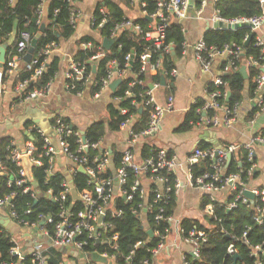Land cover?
<instances>
[{
    "label": "trees",
    "instance_id": "1",
    "mask_svg": "<svg viewBox=\"0 0 264 264\" xmlns=\"http://www.w3.org/2000/svg\"><path fill=\"white\" fill-rule=\"evenodd\" d=\"M44 0H0V44H6L10 40L13 33L15 38L9 45L6 51V61L0 68L3 77V83L12 79L13 88L23 81L28 80L27 87L17 94L16 101L25 100L34 90H44L50 85L52 80L60 69L61 56L54 54L47 57L43 54L44 50L51 42L60 45L62 41L70 39L75 33V29L71 24L72 12L78 8V4L84 0H48L45 16L38 14V7ZM126 3H131V0H125ZM145 3L141 10L152 14L157 9L156 0H141ZM200 0H195L196 7H200ZM220 15L226 19L237 18H253L263 14L264 7L260 0H217L214 5ZM101 8H104V13H101ZM95 24L105 19L106 22L100 28V38H110L111 31L115 25L129 19L123 7L114 0H101L97 3L94 9ZM135 24H140L145 30H148L149 22L144 17L133 19ZM45 23V31L38 40V44L34 53V58L39 59L41 64L47 58L45 70L41 75L32 79L35 68L28 69L26 64L20 65L16 75L7 73L10 68L9 62L17 54L16 41L22 31H29L34 38L40 30L41 25ZM206 44L209 47L223 48L226 44H236L241 49L240 60L238 61V69L221 75L224 81L228 83V90L231 92L229 101H226L228 107L233 110L236 105L241 104L247 94L254 97L256 83L254 81L260 69L253 65H248V79L240 72V68L247 64L249 58L253 57L256 60L263 62L261 58L262 46L257 45V33L250 26L241 27L238 29H209L203 35ZM249 41L247 42V40ZM166 41L172 42L174 46V54L170 52L166 55L160 51H155L151 57V61L163 57V67L158 74L147 75L140 73L142 61L141 54L147 46L153 45V42L145 39L142 34H136L130 29H124L117 37V41L112 45L111 49L106 51L105 56L99 61L95 71V84L91 86V93L96 94L101 90V79H103L109 69L110 62H116L119 69L125 67L127 63V55L135 52L136 56L132 60L127 75L122 79V83L112 93V98H121L119 102L110 103L108 106L109 118L106 121H98L93 123L86 130V139L89 143L98 142L106 133L107 130H120L124 122L134 115L138 116V120L133 123L132 130L134 133L141 134L148 126L150 119L151 107H146L143 102L146 100V91H150V84L161 82L162 73L166 77H170L169 73L175 69V59L182 56L183 45L186 42L185 31L181 23L172 21L167 29ZM78 44L92 42L94 45H99L100 41L94 36H83L78 41ZM121 46V47H120ZM93 53L79 47L75 59L85 66L88 71H92L90 58ZM38 64V65H40ZM225 65H222L223 68ZM143 80L144 84L135 83ZM75 89L72 91L84 90L86 85L82 81L74 83ZM248 87V88H247ZM247 88V89H246ZM127 90L131 91L127 95ZM199 103L193 104L186 113L183 122L178 126L177 131H187L192 129L199 121L200 116L196 114V108ZM140 107L142 110L140 111ZM127 110L123 113L122 110ZM256 110H253L248 117L252 119ZM62 121L69 126H72L70 121L62 117ZM55 118L52 124H55ZM74 130H77L74 127ZM264 137V128L259 133ZM70 149L75 150L78 147L77 138L73 135L67 136ZM32 143L36 151L35 156L42 155V165H32L31 177L33 180L25 185H17V179L20 176V166L14 160L12 150L14 149V141L10 136L0 138V161L3 163L5 170L0 173V198H3L12 193V205L19 216L27 220L29 223L39 224L45 217H54L55 221L59 220L60 203L55 200L63 190V182L66 181L61 172H49L50 164L48 157L44 152V138L37 131H33ZM212 147L211 144H201L199 148L207 149ZM159 149L154 145L145 144L140 150L142 160L148 158H156ZM80 157L85 156L88 159L87 167H93L98 172L100 179L116 178V175L111 169L98 171L97 165L101 160V154L98 149L89 148L79 154ZM168 156L172 157L173 153L168 151ZM97 158V159H96ZM123 153L115 152L113 154V163L117 168L121 164ZM97 160V161H96ZM241 161V166L239 164ZM255 160L248 159V151L244 150L240 155L233 156L229 166L224 169L221 179L224 180L228 176L239 173L243 183H249V178L255 175L254 170L251 174L249 169L254 164ZM214 162L210 158L199 159L198 162L191 163L190 169L194 177L203 175L206 172H213ZM127 179L125 184L121 186V190L125 193L118 194L114 197L112 207L116 211V215H110L106 218L113 224L114 229L111 233L118 234L117 250H112L110 244L100 241H90L84 250L86 252H98L100 254H114L117 264H144L145 261L152 262L154 257L152 249L156 248L159 243L165 241L169 231L170 224L167 220L157 222L155 216L163 209L165 217L172 216L176 207V175L173 172L165 170L157 171L156 174L163 175L167 178L164 184V192L161 197L157 195L160 191L153 183L150 186L147 200L140 197L138 191H133L132 186L137 179V173L130 168H126ZM152 175L149 171L147 176ZM13 177L11 185H8V180ZM74 186L77 192L81 193L85 190L92 191L94 184L91 183L90 177L86 173L77 170L73 178ZM30 185L32 189L25 193L24 188ZM170 188V190H168ZM242 188L238 185V189L232 192V196L228 201H232L237 192ZM52 192L50 196L49 192ZM132 198L129 199L128 197ZM147 202L152 205V209L144 213L140 204ZM68 204L73 203L75 209H85V205L79 199H73L71 194L68 196ZM208 203L207 199L204 205ZM214 213L207 217L208 225H204L201 221L193 219H184L182 222L185 234L190 230H204L206 233V241L202 244L200 257L193 258L187 253V259L190 264H233V256L229 253L230 245H234L241 258L236 264H264V254H259L255 257L252 254V246L259 244L264 248V224L258 225L255 219L256 210L245 204L239 203L236 208L228 210L225 204L221 205L218 202H212ZM261 204V203H260ZM30 210V213H27ZM44 228L48 229L50 234H54V223L44 224ZM154 231V236L150 238L148 230ZM226 230L227 233L223 232ZM159 232V234L157 233ZM246 232V237L250 244L243 242L242 238ZM232 237V238H230ZM138 243H141L137 246ZM16 244L13 241L11 233L0 225V263L18 264L19 259L12 254L11 249ZM45 254L48 255V264H65V261L74 256V253L61 250L59 247L49 246ZM131 255V259L126 260ZM20 264H36L31 256L20 261Z\"/></svg>",
    "mask_w": 264,
    "mask_h": 264
},
{
    "label": "built area",
    "instance_id": "2",
    "mask_svg": "<svg viewBox=\"0 0 264 264\" xmlns=\"http://www.w3.org/2000/svg\"><path fill=\"white\" fill-rule=\"evenodd\" d=\"M14 1V0H13ZM69 2H75L74 0H68ZM192 1L195 0H156L157 9L152 14H147V12L142 11L141 17H151L152 20L149 21L148 30H145L140 24H135L133 19H127L120 24L115 25L113 30L111 31L110 39L117 38L118 35L125 29H130L134 31L136 34H142L143 37L151 42L153 45L147 46L140 58L142 61V66L140 73H143L148 76L150 73H158L162 70L163 67V57L151 61V57L155 51H160L162 54L166 55L170 52L174 51V46L172 42L166 41L167 29L169 25L175 19H183L186 18L189 12V8L192 4ZM200 7L197 8L198 12H202L208 0H200ZM217 0H213V4ZM138 2L140 4V8L145 6V3L141 2V0H131V3ZM262 6L264 7V0H260ZM46 0H44L38 7V14L40 16L44 15ZM101 13H104V8H101ZM83 16V11L78 7L72 12L71 15V24L76 30L79 26L80 20ZM106 22L105 19H102L98 25L95 24L94 14L92 13L89 17V26L94 31H97L99 34L100 28ZM211 25L209 29H224L223 26L234 24V23H248L252 26V29L257 32V30L264 24V12L262 15L253 17V18H237V19H226L223 18L219 11L214 7V15L210 18ZM100 35V34H99ZM32 34L25 30L22 31L19 35V39L16 41L17 54L11 58L9 62L10 68L7 73L10 75H16L18 71L17 61L23 59L24 54L26 53L30 42L32 40ZM100 44L94 45L92 42H86L80 44L79 47L90 50L93 55L90 58V62L96 61L97 65L99 61L105 56L107 49L104 48L102 42L103 39L99 38ZM2 45V44H0ZM194 56L197 62L199 63L203 72L209 73L211 71L212 64L217 57H222L223 61L222 65H225L222 68L223 73L231 72L233 70H237L238 61L240 60L241 49L235 43L231 45H225L223 48L217 47H209L204 40V37H200L193 44ZM257 45L262 46V59L263 62L254 59L253 57L249 58L246 64V69L248 73V65H253L260 69V72L255 77L254 81L256 83L255 89V104L258 106V113L264 112V40L257 33ZM121 47V46H120ZM58 48V44L55 42H51L47 48L44 50L43 54L47 57L51 56L53 52ZM188 49V43L185 42L183 45L182 55L186 54ZM136 53H129L126 57L127 63L125 67L119 69V66L116 62L109 63V69L107 75L101 79V90L95 95L98 96L99 93L104 89H110V84L116 80L117 78L123 79L130 68L132 60L135 58ZM48 58L39 63L38 58H32L30 62L26 63L28 69L35 68V72L32 76V79H35L39 75L43 73L45 70L46 62ZM40 64V65H38ZM96 65V69H97ZM93 71H88L85 66L81 65L75 57L69 59V65L65 72V83L66 87L69 90H74L75 85L69 84L74 83L76 81H82L86 86L91 87L95 84ZM170 76L174 77L176 75V68L173 69L170 73ZM3 73L0 69V93L3 88L2 81ZM135 83L144 84L143 80H139ZM28 85V80L18 83L14 90L17 94H20ZM154 86H159L160 83H153ZM49 86L44 90H34L32 91L26 99H30L32 97H43L48 92ZM127 95L131 94L130 90H127ZM228 94V83L223 80L220 76H215L212 78L211 83L207 89V98L203 99L199 103L196 108V114L200 116L199 121L195 124L198 127H207V128H218L221 126L228 127L232 125L236 120V111L239 108L240 104L236 105V107L231 110L225 103ZM146 100L143 102V105L146 107H151V115L148 122L147 128L141 133V135H151L157 132L160 128L161 119L164 117L166 113H170L174 111V99L170 97L166 106L161 107L155 103V99L151 94V91H146ZM121 98H115V101L119 102ZM123 113H126L127 110L123 109ZM222 115V116H221ZM132 118V117H131ZM131 118L127 119L124 125L130 123ZM55 124L53 125L54 131L56 133V140L54 141L49 135H47L41 128L36 125L32 126L33 131H37L44 138V154L48 157V162L50 164L49 172H53L54 159L57 155H64L67 159H69L74 165H76L72 172L75 175L77 170L81 166L84 167L86 174L90 177L91 183L94 184V189L92 191L85 190L79 193V200L83 202L85 205V209H75L73 207V203L68 204V196L71 193V185L65 181L63 182V190L59 196L55 197V200L60 203V211H59V220L55 221L54 217L48 216L43 220L45 223H54V234L50 235L49 231L43 228L44 234L51 239V245L55 247H59L60 249H65V251H69L70 253H83L87 254L84 250L85 246L89 244L90 241H100L107 244H110L112 250H117L118 245L116 241L118 240L117 233H111L114 229V226L111 222L106 221V218L110 215H116V211L112 208V202L114 199V191H113V180L112 179H100L98 178V172L93 167H87L88 159L85 156L80 157L83 151H87L89 148L97 149L99 147L100 142L89 143L87 139L83 140L82 134L78 130H74L72 126L65 124L62 121L61 116L55 117ZM73 135L77 138L78 147L75 150L70 149L69 142L67 141V136ZM130 147L125 152L121 164L117 168L116 178L118 181V186L122 193L125 191L121 190V186L125 184L127 179L126 168H132L135 173H137V179L135 180L132 190L138 191L140 197L144 200L148 198V190H146L141 184L140 177L141 175H146L149 171L152 172L150 175V179L154 182L158 183H166L167 178L163 175L156 174L157 171L165 170L167 172L175 173L178 163L174 156L169 157L168 151L164 148L159 149L156 158H148L141 162L136 161L134 150V144L138 138V133H134V131L130 130ZM256 144H261L264 146V137L260 134L254 135L248 143H232L229 144L225 150L221 149L217 151L214 147H210L207 149L197 148L192 155L189 157V162L199 159L210 158L212 160L217 161L213 166V172H206L201 176L194 177L191 169L189 168L188 176L190 184L194 187H200L204 189L206 192L210 194V198L212 202H215V193L221 190L224 187H230L232 191H236L238 189V185H241L242 188L237 192L232 201L226 205L229 209L236 208L239 203L245 204L247 206H251L256 210L255 219L258 225L264 224V189L262 188H250L247 183H243L241 180V176L239 173L232 174L225 178L221 179L223 172V168L225 167L228 154H232L233 156H237L238 152L241 149H245L248 151V159L253 161L255 152L254 146ZM15 147L12 150L14 155V160L21 167L20 168V178L17 179V185H25L29 182V180H33L31 174L25 169L23 164V159L27 158L32 165L41 166L43 161L41 156H35L34 152L36 151L34 144L31 142L27 143L24 147H19L14 143ZM97 159V158H96ZM97 161V160H96ZM109 162L108 155L105 154L101 157L100 162L97 165L98 171L106 170L107 163ZM5 170L3 163L0 161V173ZM254 170V165L249 169L248 173L251 174ZM177 179V178H176ZM13 181V177L11 176L8 180V185H11ZM232 181V182H231ZM175 189L177 190L180 187V182L176 180ZM32 189L30 185H26L24 188V192L27 193ZM170 190V188L168 189ZM250 190L254 194V198L250 200L245 195V191ZM50 196L51 191L49 192ZM14 193L7 195L3 198H0V207H9L10 214L12 218L16 221V223L21 226H36L39 225L37 223H29L27 220L22 219L19 214L14 209L12 205V196ZM158 196L161 197V193H157ZM129 199L132 197L129 196ZM261 203V204H260ZM213 205V204H212ZM210 214L207 216H211L214 213V206L210 205ZM140 208H143V211L146 213L147 211L152 209V205L147 202L140 204ZM27 213H30V210H27ZM102 221L99 222L100 217ZM171 216L165 217L164 210L161 209L158 214L155 216L157 222L162 220H167L171 222ZM42 221V220H41ZM223 232L227 233L226 230ZM159 234V232H157ZM185 234V232H183ZM243 242L246 244H250V241L246 237V232L242 238ZM206 241V233L204 230H196L192 229L185 235V242L188 243L191 247L190 252H186L183 255L182 264H190L187 259V253L190 254L193 258H199L202 244ZM141 243H138L140 245ZM164 248V241L159 243L158 246L152 249L153 257H156L158 253ZM46 249V248H45ZM45 249L42 246H38L35 248L30 254H26L21 250L20 247L15 246L11 249L12 254L16 255L20 261L26 259V257L31 256L33 261L36 264H48L47 259L48 255L45 254ZM252 254L255 257H259V254H264V248H262L259 244L252 246ZM105 256L107 259L111 260L112 264L116 263V257L114 254L107 255L101 254ZM108 259V260H109ZM131 255L127 257L126 260H130ZM20 261L18 264H20ZM0 264H8L6 262H2ZM85 264H95L92 262L91 258H85ZM117 264V263H116ZM144 264H150L149 261H145Z\"/></svg>",
    "mask_w": 264,
    "mask_h": 264
},
{
    "label": "crops",
    "instance_id": "3",
    "mask_svg": "<svg viewBox=\"0 0 264 264\" xmlns=\"http://www.w3.org/2000/svg\"><path fill=\"white\" fill-rule=\"evenodd\" d=\"M99 1L101 0H84L78 4V7L83 11V16L73 36L70 39L62 41L52 54L61 56L60 69L50 83L48 92L43 97H32L16 101L17 93L13 88L12 79L3 84L2 92L0 93V138L10 136L17 146L24 147L33 139V125L41 128L55 141L56 133L52 120L57 116L67 118L73 128L75 127L80 132L85 131V133L93 123L106 121L109 118V104L113 102L117 103L112 98L113 92L110 89H104L96 96L95 94L92 95L91 87L89 86H86L84 90L75 92L67 89L65 83V72L69 65V59L75 57L79 49L77 41L87 35L94 36L97 39L100 38L97 31H94L89 26V17L94 12ZM114 1L123 7L127 17L130 19H137L142 16L138 2L132 4L126 3L125 0ZM47 4L48 0H46L44 16ZM213 15V0H208L202 12L199 13L196 5L191 4L186 18L174 20L181 23L184 28L186 42L188 43L187 52L175 59L176 75L174 77H166V74L162 73V80L159 86H154L149 81L150 91L155 99V103L161 107H165L169 98L173 97L174 111L164 115L157 132L151 135H138L136 143L132 147L135 159L138 162L143 161L140 156L142 146L149 144L154 145L157 149L164 148L167 151H171L178 163L175 175L180 182V187L176 190V207L171 216V222H169L170 231L164 241V248L154 257L152 262H149L150 264H182L184 253L190 252L191 249L190 245L185 242L186 234L183 233L184 229L182 225L184 219L189 218L201 221L206 226L208 225L207 215L210 214V205L213 206L212 200L210 194L204 189L190 184L188 176L189 166L191 163L198 162V160L189 162L190 155L201 144H211L216 149L214 141H217L223 150L232 143H248L254 135H258L264 128V112L258 113V106L254 100L255 97H250L246 94L244 101L241 102L236 111V120L232 125L218 128L194 126L187 131H177L178 126L183 122L191 106L207 98V89L212 78L224 74L221 71L222 57H217L212 64L211 71L206 73L202 71L194 56L192 44L205 34L207 28L211 25L210 18ZM256 33L264 40V24ZM14 38L15 33L12 34L10 40L6 43L8 47ZM26 63L23 59L17 61L18 67ZM158 73H150L148 77ZM163 78L165 79L164 83ZM226 101L228 102L229 99L227 98ZM253 110H256V113L252 119H248ZM138 119L137 115L132 116L129 124L122 126L117 131L107 130L98 141L100 144L97 149L100 151L101 157L105 154L108 155L109 162L107 163V168L111 169L115 175L118 167L114 166L113 154L120 152L124 156L130 147V130L133 123ZM205 131L207 134L204 133ZM244 150L241 149L238 155ZM254 152L255 162L253 165L255 175L249 178L247 185L250 188L259 187L264 189V146L256 144ZM23 164L25 169L31 174L32 164L30 161L25 158L23 159ZM239 164L241 166V161H239ZM75 166L66 156L57 155L54 159L53 172L58 171L64 175L66 181L71 185V196L73 199H79V192H77L73 183L74 174L72 170ZM228 166L226 161L223 172ZM140 181L143 187L148 190V193L153 183H157L156 186L159 188L158 191L161 194L164 192V183L154 182L149 176L141 175ZM113 191L114 196L118 194L123 195L118 186L117 178L113 182ZM232 192L230 187L222 188L215 193V202L221 205H228L230 202L228 199L232 196ZM205 199L208 201L206 205H204ZM228 210L230 209L228 208ZM44 224L21 226L12 218L9 207H0V225L11 233L16 246L20 247L26 254H30L38 246L46 248L45 252L49 246H52L51 239L43 232ZM235 251L238 252L237 250ZM76 254L74 253L73 257L67 259L65 264H85V258ZM108 259L107 262L92 259V262L95 264H112L111 260Z\"/></svg>",
    "mask_w": 264,
    "mask_h": 264
},
{
    "label": "water",
    "instance_id": "4",
    "mask_svg": "<svg viewBox=\"0 0 264 264\" xmlns=\"http://www.w3.org/2000/svg\"><path fill=\"white\" fill-rule=\"evenodd\" d=\"M74 1H75V0H74ZM192 5H194V1H192ZM145 18H146L147 20H149V21L152 20V18H151V17H148V16L145 17ZM245 26H250V27H252V26H251L250 24H248V23H243V24H241V23H234V24L225 25V26H223V27H224V28H227V29H238V28L245 27ZM208 28H209V27H208ZM208 28H207V30H208ZM44 31H45V23H43V24L41 25L40 30H39V32L37 33V35H36L34 38H32V40H31V42H30V45H29V47H28L26 53H25L24 56H23V60H24L25 62L28 63V62H30L31 59L33 58L34 53H35V50H36V47H37V44H38V40H39V38L41 37V35L43 34ZM116 41H117V38H113V39L105 38V39H103L102 44H103V46H104L105 49L110 50L111 47H112V45H113ZM248 41H249V39L247 40V42H248ZM7 47H8L7 44H2V45H0V68L3 66V64H4L5 61H6V51H7ZM91 63H92V65H93V71H96L95 68H96L97 62H96V61H93V62H91ZM240 72L243 74V76H244L246 79H248L246 65H243V66L240 68ZM164 82H165V79L163 78V83H164ZM121 83H122V79H121V78H117L116 80H114V81L110 84V90H111L112 92H114V91L116 90V88H117ZM230 95H231V92L229 91V93H228V97H227L228 99H229ZM141 110H142V107H140V111H141ZM204 133L207 134L206 131H205ZM81 134H82L83 140H85V139H86V133H85V131H82ZM214 144L216 145V149H217V150H220V149H221V145L218 144L217 141H214ZM231 160H232V154L229 153V154H228V159H227V166L230 164ZM195 161H196V160H194V162H195ZM79 171L82 172V173H86V171H85V169H84L83 166H81V167L79 168ZM231 182H232V181H231ZM245 195H246L248 198H250V199L254 198V194H253V192L250 191V190H246V191H245ZM102 218H103V217L101 216L100 219H99V222L102 221ZM44 223H45V221L42 220V221L40 222V225H43ZM148 234H149L150 237H152L153 234H154L153 230H152V229H149V230H148ZM230 238H232V237H230ZM61 250H65V249H61ZM229 253L233 255V259H234L233 264H236L237 260L240 259L241 256H240V254H239L238 252L235 251V248H234V245H233V244L230 245V247H229ZM77 254H78V253H77ZM77 254H76V255H77ZM79 255H80L82 258L90 257V258H92V259L95 260V261L107 262V258H106V257H103V256H102L100 253H98V252H93V253H91V254H83V253L80 254V253H79Z\"/></svg>",
    "mask_w": 264,
    "mask_h": 264
}]
</instances>
